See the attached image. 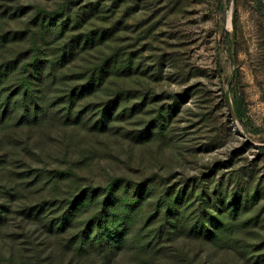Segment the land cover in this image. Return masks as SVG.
Here are the masks:
<instances>
[{
    "label": "rangeland",
    "instance_id": "1",
    "mask_svg": "<svg viewBox=\"0 0 264 264\" xmlns=\"http://www.w3.org/2000/svg\"><path fill=\"white\" fill-rule=\"evenodd\" d=\"M66 3L95 7L86 23L72 27L75 37L106 33L101 42L80 44L68 74H82L112 58V69L102 74L90 101L116 99V106L104 131L93 127L103 105L84 113V102L74 107L83 115L80 124L67 126L61 96L83 79L56 85L43 104L51 108L43 118L48 122L22 128L24 140L35 134L29 144L37 151L15 141L20 129L0 114V184L6 188L0 189V205L8 207L0 223L1 264H20L31 256L24 232L40 242L34 223L15 212L16 184L22 188L29 182L33 198L53 200L85 182L66 177L56 187L43 177L41 184L32 185V179H19L26 167L22 158L32 169L42 168L43 160L52 172L69 162L81 175L102 183L115 178L134 185L154 178L178 191L198 180L208 186L222 182L223 189L238 193L250 186L258 200L250 215L258 217L256 227L264 231V0H0V65L26 57L34 48V31L40 43L48 40L49 59L57 61L69 33L60 39L46 35L43 41L32 22L40 11L53 12ZM18 72L3 84L7 93L15 90ZM223 242H176L173 246L188 255L162 257L158 263L139 257L130 244L122 264H249L240 241L236 246L235 241ZM10 253L15 259L7 262Z\"/></svg>",
    "mask_w": 264,
    "mask_h": 264
},
{
    "label": "trees",
    "instance_id": "2",
    "mask_svg": "<svg viewBox=\"0 0 264 264\" xmlns=\"http://www.w3.org/2000/svg\"><path fill=\"white\" fill-rule=\"evenodd\" d=\"M75 5L78 4L70 6L66 3L53 12L40 11L32 22L39 29L43 41L46 35L60 39L65 33H69L68 40L56 54L57 61L49 59L45 48L48 40L45 41L46 44L40 43L37 32L34 31L30 34L32 37L35 35L31 40L34 48H30L27 56L0 65V114L3 121H15V126L20 129L15 141L24 144L25 148L32 146L29 139H33L35 134L24 140L22 128L48 122L43 121V118L49 115L51 108L43 104L50 99L54 87L63 82H79L83 79L79 84L66 89L61 96L67 126L80 124L83 115H78L74 107L81 102L85 104L84 113L103 105L100 115L93 123L97 130L104 131L113 116L116 99L99 104L93 99L90 101V97L95 98L100 89L102 74L112 69V58L96 64L82 74H68L74 54L87 45L89 40L91 43L95 40L101 42L106 35L104 30H96L81 38L75 37L71 33L72 27H80L86 23L95 9L89 4ZM44 31L47 33L42 34ZM17 68L19 72L14 76L17 80L15 90L7 93L3 84ZM58 103L60 102H55L54 105ZM239 104L238 102L236 105L238 115ZM32 147L37 151L38 147L34 143ZM30 153L36 154L34 150ZM36 155L41 157L40 153ZM21 161V165L26 167L19 166L22 169L25 167V170H20L19 179H32V185L41 184L43 177L56 187L66 177L81 178L85 182H79V188L70 189L64 196H51L54 197L53 200L45 199L44 196L33 198V193L28 192L29 182L21 184L22 188H19V184L12 188V200L16 199V207L19 208L15 212L26 221L34 223L40 241L35 244L30 234L24 232V238L32 246L29 252L33 251L20 264H44V260L48 264H122L125 256L128 258L129 248H132L128 246L130 244L134 245L133 249H136L135 253L139 257H147L150 263H158L162 257L177 259L178 254L188 255L185 250L173 246L176 242L218 243L225 240L235 241V246L240 241L241 252L249 264H264V231L256 227L258 217L250 215L257 200L250 186L243 193H238L228 187L223 189L222 182L208 186L198 180L188 182L178 191L176 186L155 182L154 178L134 185L126 179L115 178L102 183L81 175L69 162H66L65 167H57L52 172L46 171V162L43 160L40 161L44 163L42 168L33 169L24 158ZM0 187L6 189L4 185L0 184ZM9 190L5 192L7 195ZM7 195H2L5 201ZM7 211V205H0V223L4 221ZM137 236L139 239L134 241ZM255 240L259 242H251ZM168 244L173 247L168 248ZM23 252L27 253L25 249ZM45 253L47 256L44 259ZM23 255L22 253L21 256ZM14 259V253H10L7 262ZM175 262L182 263L180 260ZM129 263L131 262L125 264Z\"/></svg>",
    "mask_w": 264,
    "mask_h": 264
}]
</instances>
